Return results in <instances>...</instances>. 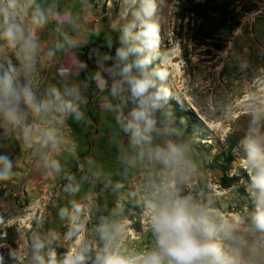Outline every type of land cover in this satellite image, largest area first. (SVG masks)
I'll list each match as a JSON object with an SVG mask.
<instances>
[{
	"label": "clouds",
	"instance_id": "clouds-1",
	"mask_svg": "<svg viewBox=\"0 0 264 264\" xmlns=\"http://www.w3.org/2000/svg\"><path fill=\"white\" fill-rule=\"evenodd\" d=\"M118 2V14L104 32L97 25L85 28L82 13L92 8L89 0H0V185L14 174L9 141L34 150L43 170L66 181L69 206L59 207L57 215L68 222L64 239L75 241L58 257L54 246L61 236L54 230L33 232L23 254L0 238V264H19L21 255L23 264H264V90L250 92L249 119L237 148L249 177L247 207L229 218L212 192L201 196L189 187L201 165L187 121L171 107L175 96L167 86L169 74L160 67L165 0ZM50 24L56 34L51 46L42 47L37 33ZM102 32L103 44L88 51L95 64L89 70L77 53ZM57 54L67 56L68 63L57 69V83L41 87L44 61ZM248 67L239 64L241 71ZM93 89L102 94L100 112L113 121L116 181L90 169L77 177L68 170L67 158H56L72 146L69 121L91 126ZM131 183L134 190L128 188ZM97 184L120 203L112 208L97 204ZM85 185L92 194L77 203ZM127 206L148 219L152 244L147 249L128 241ZM43 223L36 221L37 228Z\"/></svg>",
	"mask_w": 264,
	"mask_h": 264
},
{
	"label": "rangeland",
	"instance_id": "rangeland-1",
	"mask_svg": "<svg viewBox=\"0 0 264 264\" xmlns=\"http://www.w3.org/2000/svg\"><path fill=\"white\" fill-rule=\"evenodd\" d=\"M179 1L165 0L163 15L166 21L162 24L160 43L165 61L160 67L169 74L167 86L175 96L171 107L178 117L187 121L201 165L189 187L201 196L212 192L218 199L221 214L235 218L247 207L244 192L249 177L241 169L242 161L237 151L242 129L249 119L245 105L250 92L264 90V0H245V7L254 8L248 14L232 11L227 18L218 16L209 20L192 16L183 22L178 15ZM89 2L92 8L82 13L86 19L85 28L97 25L104 32L110 31V20L118 14V0H111V7L109 0ZM104 32L100 39L83 50L103 44ZM112 35L115 41L117 34ZM241 62L248 63L246 71L239 69ZM206 123L210 124L207 126ZM231 142L235 143L231 151L233 161L223 174L210 170L208 165L213 158L226 157ZM237 169L241 170L238 172ZM222 176L227 179L238 177V186L223 188ZM128 188L134 190L135 183L129 184ZM106 193L103 199L96 201L97 204L112 208L120 203L118 197L109 191ZM103 195L101 193V197ZM39 203L35 206L21 189L13 191L0 185V238L23 254L33 232L54 230L61 236L54 250L62 257L75 244V241L64 239L68 222L61 220L57 210L46 201ZM125 219L129 226L128 241L140 250L149 248L152 236L147 217L138 208L127 206ZM36 221H44L41 229L37 228ZM8 264L18 262L8 261ZM19 264H23V255Z\"/></svg>",
	"mask_w": 264,
	"mask_h": 264
},
{
	"label": "crops",
	"instance_id": "crops-1",
	"mask_svg": "<svg viewBox=\"0 0 264 264\" xmlns=\"http://www.w3.org/2000/svg\"><path fill=\"white\" fill-rule=\"evenodd\" d=\"M39 39L42 42V47H49L56 34V25L50 24L46 28L38 31ZM89 50H81L77 55L81 56L89 64V70H95L93 60L88 59ZM48 64V78L44 87L48 84L57 83L59 77L57 69L61 64L68 63V57L64 54H57V57L52 60H45ZM83 75L81 78H83ZM103 95H107L104 93ZM102 94L92 90V95L89 96L88 116L91 118L92 124L88 128H81L79 125L69 121L71 130L67 132L68 138L72 141V146L62 150L61 154H57L56 158L61 156L67 158L68 170L79 177L85 170H99L105 175L110 176L113 181L119 180V165L117 163V152L113 146V140L116 139L110 129L113 126L112 118L107 113L100 112L98 104ZM15 167L13 177L4 182L5 186L13 191L22 190L31 201H34L35 206L45 201L49 203L53 210L59 207H68L69 200L63 192V186L66 181L54 174H50L43 170L37 162V157L34 150L21 148L16 141H9L8 147ZM69 153L74 154L69 156ZM63 162V160H62ZM88 185L76 198L77 203H80L81 197L90 195ZM102 185L97 184L94 188L95 196L98 199H103L108 191L100 190ZM110 192V191H109ZM101 193L104 195L101 197ZM96 200V201H97ZM44 201V202H43ZM87 213V210H86Z\"/></svg>",
	"mask_w": 264,
	"mask_h": 264
},
{
	"label": "trees",
	"instance_id": "trees-1",
	"mask_svg": "<svg viewBox=\"0 0 264 264\" xmlns=\"http://www.w3.org/2000/svg\"><path fill=\"white\" fill-rule=\"evenodd\" d=\"M178 6L179 20L183 22L185 19L195 16L199 19L215 20L218 16L227 18L232 11H237L240 14L251 13L253 7H245V0H180ZM229 142V140H228ZM235 148V143H228V149L226 157L219 156L213 158L208 165V168L212 171H218L224 173L229 164L233 161L231 151ZM221 157V158H220ZM239 178L233 177L227 179L221 177V185L223 188H229L232 186H238Z\"/></svg>",
	"mask_w": 264,
	"mask_h": 264
},
{
	"label": "built area",
	"instance_id": "built-area-1",
	"mask_svg": "<svg viewBox=\"0 0 264 264\" xmlns=\"http://www.w3.org/2000/svg\"><path fill=\"white\" fill-rule=\"evenodd\" d=\"M44 65L42 68H41V76H42V79L40 80V85H44L47 81V78H48V64L44 61ZM67 131V129H66ZM68 132V131H67Z\"/></svg>",
	"mask_w": 264,
	"mask_h": 264
},
{
	"label": "bare ground",
	"instance_id": "bare-ground-1",
	"mask_svg": "<svg viewBox=\"0 0 264 264\" xmlns=\"http://www.w3.org/2000/svg\"><path fill=\"white\" fill-rule=\"evenodd\" d=\"M261 90H262V89H261ZM206 124H207V126H208L210 123H209V124H208V123H206Z\"/></svg>",
	"mask_w": 264,
	"mask_h": 264
}]
</instances>
